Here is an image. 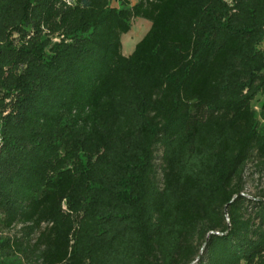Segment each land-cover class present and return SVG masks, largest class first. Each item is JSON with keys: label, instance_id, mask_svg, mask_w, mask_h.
<instances>
[{"label": "trees", "instance_id": "obj_1", "mask_svg": "<svg viewBox=\"0 0 264 264\" xmlns=\"http://www.w3.org/2000/svg\"><path fill=\"white\" fill-rule=\"evenodd\" d=\"M263 42L264 0H0V264H264Z\"/></svg>", "mask_w": 264, "mask_h": 264}, {"label": "rangeland", "instance_id": "obj_2", "mask_svg": "<svg viewBox=\"0 0 264 264\" xmlns=\"http://www.w3.org/2000/svg\"><path fill=\"white\" fill-rule=\"evenodd\" d=\"M131 23L130 32L122 36V54L125 56L133 51L135 44L149 28V23L142 19L132 20ZM259 50L264 51V42L259 46ZM244 183L242 194L247 198H257L260 191L264 189V174L257 172L252 164H249L245 171Z\"/></svg>", "mask_w": 264, "mask_h": 264}]
</instances>
